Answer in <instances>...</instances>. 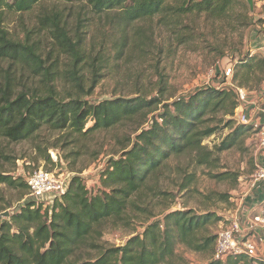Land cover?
I'll list each match as a JSON object with an SVG mask.
<instances>
[{
    "label": "trees",
    "instance_id": "trees-1",
    "mask_svg": "<svg viewBox=\"0 0 264 264\" xmlns=\"http://www.w3.org/2000/svg\"><path fill=\"white\" fill-rule=\"evenodd\" d=\"M39 1L0 0V61L25 64L41 72L46 85L43 91L14 93L10 76L4 77V81L0 79V140L20 143L48 129L65 132L66 146L139 116L148 117L146 123L150 125L136 129L135 140L125 146L122 156L110 159L101 175V192H94L84 177L77 174L51 205L31 200L9 216H0V264H167L175 256L177 244L198 253L214 251L217 235L204 232L221 217L211 212L197 214L193 209L170 211L162 219L148 220L143 231L122 246H109L102 238L106 223L129 224L130 208L134 214L137 210H146L134 196L170 158L193 151L204 155L201 163L209 162L212 151L203 142L221 129L210 123L215 115L222 113L230 117L228 126L236 124L237 88L209 86L172 102L165 101L168 99L163 95L141 92H136V96H114L91 102L87 97L93 94L117 56L99 53L101 57H93L86 47L85 52L81 47L82 37L73 41L57 16H43L41 24L53 27L61 50L70 49L72 54L68 68L58 74L52 71L50 66L43 64L35 47L13 38L2 25L4 13L31 11ZM85 1L96 15L119 12L114 20L121 19L124 25L155 16L166 18L170 14H200L212 20L224 19L242 2L181 0L171 5L173 0ZM235 68L233 79L238 80L241 87L252 81L261 86L264 55L247 52L238 59ZM57 76L71 82L73 88L60 92L55 86ZM165 89L166 84L161 80L159 91L163 93ZM151 113L154 115L149 117ZM89 122H92L90 126ZM252 130L251 125L239 123L216 145L217 151L222 153L235 147L241 135ZM60 159L58 156L55 161L49 153L45 154V160L51 163H58ZM221 176L238 180V176L231 173L215 177ZM0 183L23 189V195L31 193L27 180L22 177L0 174ZM207 264H264V260L246 254H229L224 260L212 258Z\"/></svg>",
    "mask_w": 264,
    "mask_h": 264
},
{
    "label": "rangeland",
    "instance_id": "rangeland-1",
    "mask_svg": "<svg viewBox=\"0 0 264 264\" xmlns=\"http://www.w3.org/2000/svg\"><path fill=\"white\" fill-rule=\"evenodd\" d=\"M180 1L173 0L170 4L176 5ZM117 14L119 12L96 15L85 0H40L31 11L4 13L2 25L13 38L27 41L35 47L43 64L57 74L69 67L72 54L70 49L61 50L53 27L41 24L40 17L43 16H57L73 41L82 37L84 43L81 47L84 52L86 47L93 57L117 56L93 94L87 97L91 102L114 96H136V92L163 95L168 99L165 101L172 102L209 86L240 87L245 88L250 96L249 115H253L259 106L264 109V80L261 86L252 81L241 87L240 82L233 79L239 58L247 52L264 55V0H242L232 14L216 20L200 14H170L166 18L155 16L124 25L121 19L114 20ZM229 68L232 69L230 74ZM7 76L12 80L14 93L46 88L41 72L25 64L0 61V79L4 81ZM161 80L166 84L163 93L159 91ZM55 86L62 93L73 88L71 82L62 80L60 76H57ZM152 115L154 113L149 117ZM147 118L136 117L126 124L98 131L66 146L65 132L48 129L20 143L1 139L0 174L27 180L36 171L45 170L69 183L74 175L80 174L90 189L101 192V175L110 159L122 156L125 146L130 140H135L136 129L150 125V122L146 123ZM235 118L236 124L232 127L227 123L229 116L215 115L210 124L221 129L203 142L212 151L209 162L201 163L204 155L199 156L193 151L170 158L134 196V200L146 210H137L138 213L134 214L130 208L129 224L106 223L102 241L109 246H122L132 236L141 233L148 220L162 219L170 211L184 209H193L197 214L211 212L221 217V220L210 224L204 234L217 235L218 238L220 232L233 227L235 215L242 214L245 202L242 191L246 174L261 165L259 156L264 150L258 148L257 137L252 130L242 134L235 147L222 153L217 151L216 145L241 123L236 115ZM91 124L89 122L88 126ZM52 152L61 158L58 163L45 160L46 153L55 160L57 155ZM256 163L258 165L255 166ZM222 173L237 175L238 180L215 177ZM31 200L45 201L44 205L53 202L52 197L36 199L30 193L23 195V189L0 183L1 217L6 212L12 214ZM241 225L245 227L242 236H255L259 250H262L260 239L263 237L245 221ZM213 250L198 253L177 244L175 256L167 264H207L214 258L215 247Z\"/></svg>",
    "mask_w": 264,
    "mask_h": 264
},
{
    "label": "built area",
    "instance_id": "built-area-1",
    "mask_svg": "<svg viewBox=\"0 0 264 264\" xmlns=\"http://www.w3.org/2000/svg\"><path fill=\"white\" fill-rule=\"evenodd\" d=\"M232 69L229 68L230 74ZM228 74V76H229ZM239 106L237 107L235 115L239 121L246 125H251L257 137L258 146L264 149V109H260V117H251L247 112V105L249 103V94L245 88H237ZM55 155L54 152H52ZM57 155V154H56ZM55 155V156H56ZM57 161L58 156H56ZM264 181V166L258 165L251 180V186H255L258 182ZM30 187V195L36 199L48 196L54 200L60 197L68 188L69 182L63 177L57 176L52 171L39 170L27 178ZM253 224L256 228L264 229V205L260 213L253 217ZM243 231L241 226L234 223V226L219 233L214 252V259L224 260L229 254H246L250 257L258 255L259 241L255 236L245 238L242 236ZM263 243V240L260 239ZM260 258V257H259Z\"/></svg>",
    "mask_w": 264,
    "mask_h": 264
},
{
    "label": "crops",
    "instance_id": "crops-1",
    "mask_svg": "<svg viewBox=\"0 0 264 264\" xmlns=\"http://www.w3.org/2000/svg\"><path fill=\"white\" fill-rule=\"evenodd\" d=\"M250 104V96H249V103ZM247 107H249L247 105ZM246 107V108H247ZM257 107V105L255 106ZM260 109H262V107L260 108L257 107L253 113V115H250L251 117L255 118V117H260ZM248 111V110H247ZM257 112V113H256ZM258 148L260 149V147L258 146ZM263 150V149H260ZM259 163L261 165L264 166V150L260 153L259 156ZM258 165V163L255 164V166ZM256 167L255 169L253 168V170H250L248 174H246L247 178L245 180V185L242 191L243 194V200H245L244 202V206H243V210H242V214H237L235 215V223L239 224L241 226L242 231H244L245 227H243L241 225L242 221H245L246 224L248 225H252V229H254V231L259 234V236L263 239V243H262V250H258V255L261 259L264 260V229L261 228H256L254 227L253 224V217L260 213L263 205H264V181H260L258 182L254 187L251 186V180L253 177L254 172L256 171ZM239 219V220H238Z\"/></svg>",
    "mask_w": 264,
    "mask_h": 264
},
{
    "label": "water",
    "instance_id": "water-1",
    "mask_svg": "<svg viewBox=\"0 0 264 264\" xmlns=\"http://www.w3.org/2000/svg\"><path fill=\"white\" fill-rule=\"evenodd\" d=\"M8 215H9V212L4 213V216H8Z\"/></svg>",
    "mask_w": 264,
    "mask_h": 264
}]
</instances>
